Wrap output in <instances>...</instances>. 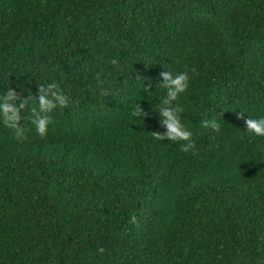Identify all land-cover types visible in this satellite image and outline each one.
Here are the masks:
<instances>
[{
	"label": "trees",
	"instance_id": "16d2710c",
	"mask_svg": "<svg viewBox=\"0 0 264 264\" xmlns=\"http://www.w3.org/2000/svg\"><path fill=\"white\" fill-rule=\"evenodd\" d=\"M162 71L189 74L194 151L153 133ZM53 80L46 136L0 122V264H264V137L238 118L264 113V0H0V93Z\"/></svg>",
	"mask_w": 264,
	"mask_h": 264
},
{
	"label": "clouds",
	"instance_id": "9594fccd",
	"mask_svg": "<svg viewBox=\"0 0 264 264\" xmlns=\"http://www.w3.org/2000/svg\"><path fill=\"white\" fill-rule=\"evenodd\" d=\"M112 64H117V60L110 61ZM162 83L158 85L159 89L163 90V95L160 96L161 102L155 106L160 117V123L165 127L164 132H153L158 140H169L177 142L182 151L188 152L195 150V141L193 132L187 127L182 118L184 108L179 103V98L189 89L190 77L187 71H162L160 73ZM21 90L27 91L28 95L20 100L18 92L13 88H7L3 93H0V122L14 132L17 141L27 139L25 128L19 125L21 119L19 112L21 109H30L31 123L34 125L35 132L44 137L47 135L49 125L52 122L51 113L59 108H64L69 105L70 99L65 95L59 84L53 80L50 83L39 84V95H33L30 90L25 89L22 85L18 86ZM152 93L149 92V96ZM239 119L244 120L246 132L256 136L264 137V113L257 116L243 115L246 113L241 110ZM130 118L144 119L147 116V111L139 104H135L129 111ZM202 127L211 129L214 133L221 131V123L215 118L206 119L201 122ZM135 218L133 217V220ZM98 252L103 253V248H98Z\"/></svg>",
	"mask_w": 264,
	"mask_h": 264
}]
</instances>
